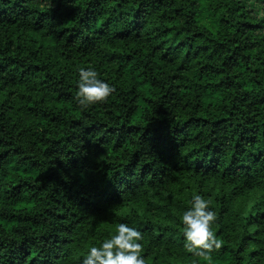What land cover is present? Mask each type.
<instances>
[{
	"label": "trees",
	"instance_id": "1",
	"mask_svg": "<svg viewBox=\"0 0 264 264\" xmlns=\"http://www.w3.org/2000/svg\"><path fill=\"white\" fill-rule=\"evenodd\" d=\"M264 0H0V264H264ZM113 85L82 110L79 69ZM211 200L222 247L183 250Z\"/></svg>",
	"mask_w": 264,
	"mask_h": 264
},
{
	"label": "clouds",
	"instance_id": "2",
	"mask_svg": "<svg viewBox=\"0 0 264 264\" xmlns=\"http://www.w3.org/2000/svg\"><path fill=\"white\" fill-rule=\"evenodd\" d=\"M260 15L264 16V12ZM115 91V87L100 78L96 70L79 69L74 99L82 110L106 103ZM216 220L211 200L193 194L189 207L179 217L185 253L194 258H210L213 251L222 247V240L213 231ZM143 240V233L139 229L119 223L115 226L114 234L88 248L80 264H146ZM193 264H196L195 259Z\"/></svg>",
	"mask_w": 264,
	"mask_h": 264
}]
</instances>
